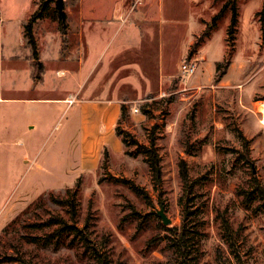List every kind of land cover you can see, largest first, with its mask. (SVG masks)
Listing matches in <instances>:
<instances>
[{
    "label": "rangeland",
    "instance_id": "rangeland-1",
    "mask_svg": "<svg viewBox=\"0 0 264 264\" xmlns=\"http://www.w3.org/2000/svg\"><path fill=\"white\" fill-rule=\"evenodd\" d=\"M62 1L75 28L81 16L85 41L95 39V48L75 73L76 59L65 51L80 45L78 30L71 28L62 44L51 0L34 26L46 64L37 83L45 70L46 81L33 87L22 26L41 0H0V97L56 98L0 100V264H99L95 251L110 264H178L180 230L170 228L184 217L197 231L184 246L187 264H264V202L252 182L264 189L257 15L264 0ZM184 61L195 65L189 78L181 75ZM218 62L225 69L219 80ZM62 69L73 77H56ZM68 93L75 100L67 102ZM117 100L127 111L108 127L99 108ZM117 124L130 134L125 147ZM151 140L159 183L142 148ZM59 199H73V218ZM161 206L167 225L156 213ZM53 217L69 227L59 231Z\"/></svg>",
    "mask_w": 264,
    "mask_h": 264
},
{
    "label": "trees",
    "instance_id": "trees-1",
    "mask_svg": "<svg viewBox=\"0 0 264 264\" xmlns=\"http://www.w3.org/2000/svg\"><path fill=\"white\" fill-rule=\"evenodd\" d=\"M50 2H51V0H41V3L38 4V8L28 17V19L23 23V26H22V34H23V38L25 40V45L29 48L30 56L32 59V67H33L34 71L32 73L31 78L33 81L40 80V74L39 73L43 69L42 62L39 61V51H38V46H37V40H36V37L34 35V26L44 17V12L46 11L47 5ZM55 4H56L55 12H56V18H57V30L60 34L62 44H65L66 39H67L68 29H69L67 14L65 12V4L63 1H62L61 6H59L57 1ZM226 7H227L226 5L223 6L222 9L213 17V20H212L213 25H214L215 21L222 15V13ZM231 9H232L233 13H232L231 23H230L229 30H228L229 41H231V39L233 38L234 26H235L236 21H237L235 5L231 6ZM257 15L259 17V21L261 24L262 41H264V3H263L262 9L257 13ZM209 31H210V27H207L206 30L202 33V35L199 37V39L195 43H193V45L189 51L190 54L194 52V50L197 46H199L202 38L208 36ZM221 66H222V64L219 62L215 65V73H216V79L217 80H219L223 76V74L225 73V69L221 70ZM224 66L227 68L229 66V61H226ZM126 111H127L126 106L124 104H121L120 105V113H119V117L117 120L118 124L123 120V117L125 116ZM118 124L115 127V135L120 139L122 145L125 147L127 145L126 144L127 138L130 137V134L122 132V130L120 129ZM142 148H144L145 152L148 153V157H149L148 161H149V165L151 168L153 180L155 182L159 183L161 181V166H160V159H159V156H158L157 151L155 149L153 140L150 141V144L148 147L144 146ZM126 154H128V153H126ZM180 176L182 178L184 188H187V186L189 184L188 174L186 171L185 164L183 162L180 164ZM252 182H253V186H254V193L256 195H258L259 198L264 202V189L257 182L256 178H253ZM131 186L136 192L141 193V194L143 193L142 188H140L139 186L132 184V183H131ZM57 202L68 204L71 217L73 218L75 216L73 199L72 200L59 199V200H57ZM53 220L58 222V223H61V225L58 229L59 231H62L65 228L69 227L68 224L61 218L53 217ZM192 226L193 225H189V224L187 225L186 224V218L184 217L182 219V224L179 227L175 226V227L170 228L171 230L174 231L173 232L174 234H176L175 230H180V233L178 235L179 240H177V243L174 244L176 246L175 250L180 254V257H181V260L179 261L178 264H187L186 263L187 252H186L184 246H185L187 240L189 239L188 233L189 232L190 233L191 232H195V233L197 232L196 230L193 229ZM222 226H223L225 235L227 236L230 232V226H229L228 221H226L224 219L222 221ZM94 254H96L95 256L97 257V261L99 264H110L107 256L102 255L101 253H98L97 251H95ZM22 264H30V263L26 260H23Z\"/></svg>",
    "mask_w": 264,
    "mask_h": 264
},
{
    "label": "crops",
    "instance_id": "crops-1",
    "mask_svg": "<svg viewBox=\"0 0 264 264\" xmlns=\"http://www.w3.org/2000/svg\"><path fill=\"white\" fill-rule=\"evenodd\" d=\"M67 14V13H66ZM79 21L80 22V25L79 27L75 28L71 23L70 21L68 20V25H69V29H68V34H70L71 32V28L73 30L77 29L78 30V34H79V40H80V45H77L75 51H73L74 49H69V51H65V57L68 58L69 60L73 61L74 59H76L75 63L76 64V72L75 73H79L81 74L82 73V68H83V64L84 62L86 63V58L88 57V55L91 54L93 48H95L94 46V41L95 39H92L90 41V44L91 46H89V42L85 41V38L83 36V19L81 18V16L79 17ZM68 19V17H67ZM91 21V20H90ZM88 21V22H90ZM50 34V33H49ZM67 34V36H68ZM50 36V35H49ZM51 38V37H50ZM37 39V37H36ZM83 40H84V44H83ZM23 42V40H21ZM73 51V52H72ZM97 53L98 51H95V53H93V55H96L97 56ZM30 54V51H28V55ZM56 55L59 54L58 51H56L55 53ZM55 55V56H56ZM8 57H11V55H8ZM32 61V59H31ZM39 61H41L44 65V67L46 66V64H44L42 58H41V55H40V52H39ZM28 64V63H27ZM61 71L60 72V75L56 76V77H61L62 79L63 78H66L68 75L72 76V73L68 70V69H62V70H59ZM90 72V71H89ZM88 72V73H89ZM46 70L43 74V79L37 83V81H33L29 72V82H30V85H32L33 87L37 86V85H44L45 81H46ZM73 77V76H72ZM124 82V80H123ZM78 85L81 84V78L80 80L77 82ZM64 97H68L66 99V101L70 102V101H73L75 99H73V95L71 93H68L66 96ZM56 98H28V97H23V96H19L17 98H2L0 97V100H16V101H25V100H35V101H39V100H42V101H54ZM119 101H115V103H110V105L108 107H103V108H99L97 105H92L91 107L92 108H99L101 110V114H102V117L103 119L106 121V126L108 127H111V125L113 124V122L116 120L117 116H118V113L120 112V108H119ZM84 108H86L87 105H82ZM90 110V109H89ZM92 110V109H91Z\"/></svg>",
    "mask_w": 264,
    "mask_h": 264
},
{
    "label": "built area",
    "instance_id": "built-area-1",
    "mask_svg": "<svg viewBox=\"0 0 264 264\" xmlns=\"http://www.w3.org/2000/svg\"><path fill=\"white\" fill-rule=\"evenodd\" d=\"M180 71L183 78H189L190 76L193 75L195 71V65L187 61H184L181 63Z\"/></svg>",
    "mask_w": 264,
    "mask_h": 264
},
{
    "label": "water",
    "instance_id": "water-1",
    "mask_svg": "<svg viewBox=\"0 0 264 264\" xmlns=\"http://www.w3.org/2000/svg\"><path fill=\"white\" fill-rule=\"evenodd\" d=\"M56 1L58 2L59 6H61L62 0H56ZM156 213L161 218L163 224L167 225L170 223V220L166 217V215L163 212V206H161Z\"/></svg>",
    "mask_w": 264,
    "mask_h": 264
},
{
    "label": "bare ground",
    "instance_id": "bare-ground-1",
    "mask_svg": "<svg viewBox=\"0 0 264 264\" xmlns=\"http://www.w3.org/2000/svg\"><path fill=\"white\" fill-rule=\"evenodd\" d=\"M260 110L262 111V113L264 112V103H262V105L260 106Z\"/></svg>",
    "mask_w": 264,
    "mask_h": 264
}]
</instances>
